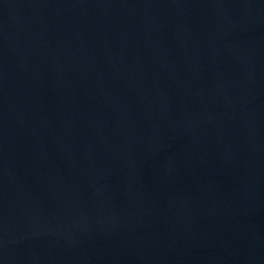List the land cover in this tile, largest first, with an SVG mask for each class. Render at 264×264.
Instances as JSON below:
<instances>
[{
    "label": "water",
    "instance_id": "obj_1",
    "mask_svg": "<svg viewBox=\"0 0 264 264\" xmlns=\"http://www.w3.org/2000/svg\"><path fill=\"white\" fill-rule=\"evenodd\" d=\"M0 264H264V0H0Z\"/></svg>",
    "mask_w": 264,
    "mask_h": 264
}]
</instances>
